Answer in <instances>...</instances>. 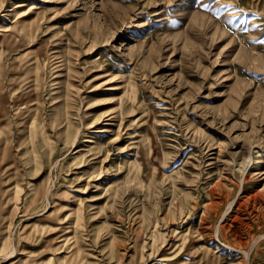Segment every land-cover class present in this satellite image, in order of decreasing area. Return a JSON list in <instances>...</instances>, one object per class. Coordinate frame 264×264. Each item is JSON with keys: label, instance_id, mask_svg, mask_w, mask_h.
<instances>
[{"label": "rangeland", "instance_id": "obj_1", "mask_svg": "<svg viewBox=\"0 0 264 264\" xmlns=\"http://www.w3.org/2000/svg\"><path fill=\"white\" fill-rule=\"evenodd\" d=\"M0 264H264V0H0Z\"/></svg>", "mask_w": 264, "mask_h": 264}, {"label": "bare ground", "instance_id": "obj_2", "mask_svg": "<svg viewBox=\"0 0 264 264\" xmlns=\"http://www.w3.org/2000/svg\"><path fill=\"white\" fill-rule=\"evenodd\" d=\"M13 88V87H12ZM21 120V119H20ZM251 248H253V247H251ZM250 250V249H249ZM12 252H13V250H12ZM249 253V252H248ZM9 254H10V252H9ZM8 257V256H7Z\"/></svg>", "mask_w": 264, "mask_h": 264}]
</instances>
